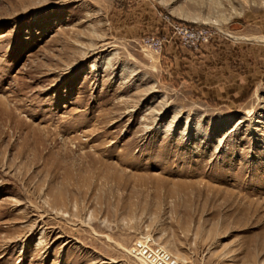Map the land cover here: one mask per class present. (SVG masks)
<instances>
[{
	"label": "rangeland",
	"instance_id": "1",
	"mask_svg": "<svg viewBox=\"0 0 264 264\" xmlns=\"http://www.w3.org/2000/svg\"><path fill=\"white\" fill-rule=\"evenodd\" d=\"M262 40L264 0H0V264H264Z\"/></svg>",
	"mask_w": 264,
	"mask_h": 264
},
{
	"label": "built area",
	"instance_id": "2",
	"mask_svg": "<svg viewBox=\"0 0 264 264\" xmlns=\"http://www.w3.org/2000/svg\"><path fill=\"white\" fill-rule=\"evenodd\" d=\"M172 35L178 43L188 49H197L208 43L210 33L205 27H194L188 24H169ZM165 39L159 37L147 38L144 44L155 53L163 49ZM128 256L143 262L144 264H192L190 261H180L169 254L161 246L154 244L149 236H142L136 239L127 251Z\"/></svg>",
	"mask_w": 264,
	"mask_h": 264
},
{
	"label": "crops",
	"instance_id": "3",
	"mask_svg": "<svg viewBox=\"0 0 264 264\" xmlns=\"http://www.w3.org/2000/svg\"><path fill=\"white\" fill-rule=\"evenodd\" d=\"M178 48L182 49L181 47H178L177 45H173V46H169L168 50L173 53V52H177Z\"/></svg>",
	"mask_w": 264,
	"mask_h": 264
},
{
	"label": "bare ground",
	"instance_id": "4",
	"mask_svg": "<svg viewBox=\"0 0 264 264\" xmlns=\"http://www.w3.org/2000/svg\"><path fill=\"white\" fill-rule=\"evenodd\" d=\"M261 41V40H260ZM264 42V40H262ZM143 263V262H142Z\"/></svg>",
	"mask_w": 264,
	"mask_h": 264
}]
</instances>
